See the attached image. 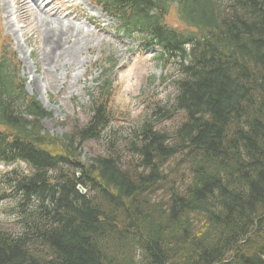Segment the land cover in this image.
Listing matches in <instances>:
<instances>
[{
    "label": "trees",
    "instance_id": "obj_1",
    "mask_svg": "<svg viewBox=\"0 0 264 264\" xmlns=\"http://www.w3.org/2000/svg\"><path fill=\"white\" fill-rule=\"evenodd\" d=\"M92 1L179 58L175 95L77 166L74 144L111 121L107 70L88 121L58 140L4 50L0 161L30 171L0 174L14 216L0 220V264H264V0Z\"/></svg>",
    "mask_w": 264,
    "mask_h": 264
},
{
    "label": "rangeland",
    "instance_id": "obj_2",
    "mask_svg": "<svg viewBox=\"0 0 264 264\" xmlns=\"http://www.w3.org/2000/svg\"><path fill=\"white\" fill-rule=\"evenodd\" d=\"M35 1L36 4L31 0H0V57L3 49L9 48L13 53L10 61L16 66L26 93L46 105L44 109L50 115L41 125L47 135L61 138L74 124L85 123L89 104L86 90L93 87L100 73L93 64L100 63L104 57H109L116 65L114 84L117 87L110 102L116 117L113 127L125 132L132 130L147 117L145 108H149L150 103L164 107L172 98L173 88L167 81H161L165 71L156 65L153 50L139 51L136 39L121 34L115 36L113 22H107L95 6L84 0ZM173 7L169 8L165 20L177 26ZM54 19L62 28L72 24L67 35L61 36L63 46L57 50V55L66 48L70 51L75 39L78 40L79 44L72 48L76 60L70 67L65 64L68 57H56L49 65V57H53L55 50L49 48L46 30ZM94 21L99 27L94 26ZM65 39L68 44L63 43ZM148 78L151 79L149 84ZM103 149L102 142H85L78 150L79 160L87 162L94 154L103 153ZM25 166L2 164L0 172L16 167L25 170ZM9 207L10 203L0 202V220L4 223L12 220Z\"/></svg>",
    "mask_w": 264,
    "mask_h": 264
},
{
    "label": "bare ground",
    "instance_id": "obj_3",
    "mask_svg": "<svg viewBox=\"0 0 264 264\" xmlns=\"http://www.w3.org/2000/svg\"><path fill=\"white\" fill-rule=\"evenodd\" d=\"M38 8V7H37ZM61 19H59V22H62V20L60 21ZM53 22V23H52ZM51 23H49V26H47V30H46V35L48 37V41L47 43L50 45L49 48H51L52 50V47L54 48L53 50H55V53L53 54V57H49V65L53 64L54 63V60L56 57H60V58H65V57H68V60L65 62V64H67V66H72L73 63L75 62V58L73 57V54H72V48L79 44L78 43V40L75 39L73 45L71 46V50L68 51V48H66V51L64 52H59L58 55H57V50H61L62 49V38L61 36L63 35H67V33L69 32V29L70 27H72V24H69L67 25L65 28H62V26H58L60 23H58L57 20H53ZM53 25V26H51ZM58 26V27H57ZM64 29V30H63ZM57 36V37H56ZM64 44H68V40L65 39V41H63ZM56 46V47H55ZM52 50V51H53ZM57 55V56H56ZM58 58V60L60 59ZM47 60H48V57H47ZM44 104V103H43ZM44 106H46L44 104Z\"/></svg>",
    "mask_w": 264,
    "mask_h": 264
},
{
    "label": "water",
    "instance_id": "obj_4",
    "mask_svg": "<svg viewBox=\"0 0 264 264\" xmlns=\"http://www.w3.org/2000/svg\"><path fill=\"white\" fill-rule=\"evenodd\" d=\"M78 190L80 191V193L84 192V190L81 187H78Z\"/></svg>",
    "mask_w": 264,
    "mask_h": 264
}]
</instances>
